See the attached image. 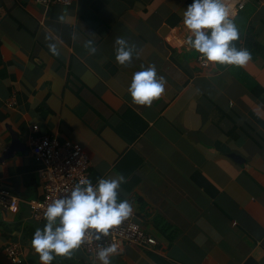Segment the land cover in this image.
Listing matches in <instances>:
<instances>
[{
    "label": "crops",
    "instance_id": "crops-1",
    "mask_svg": "<svg viewBox=\"0 0 264 264\" xmlns=\"http://www.w3.org/2000/svg\"><path fill=\"white\" fill-rule=\"evenodd\" d=\"M235 1L234 43L252 58L204 67L186 43L192 0H0V187L22 199L0 208V264H42L31 240L46 219L26 201L44 193L30 146L44 134L84 149L92 182L125 176L120 197L158 244L125 245L112 264H264V5ZM117 37L135 45L125 65ZM149 64L165 91L140 105L128 86ZM14 135L23 148L7 156ZM52 264L100 261L79 247Z\"/></svg>",
    "mask_w": 264,
    "mask_h": 264
},
{
    "label": "clouds",
    "instance_id": "clouds-1",
    "mask_svg": "<svg viewBox=\"0 0 264 264\" xmlns=\"http://www.w3.org/2000/svg\"><path fill=\"white\" fill-rule=\"evenodd\" d=\"M183 23L189 32L186 43L196 50L205 63L244 66L252 58L247 48L237 47L239 28L234 13L225 0H192L183 11ZM115 59L125 65L132 60L135 45L124 37H117ZM88 51H97L93 40L85 41ZM49 49L58 55L56 43ZM165 78L158 74L154 64L141 65L133 73L128 92L140 105H151L165 91ZM122 174L98 178L96 183L84 177L65 195L53 199L47 206L43 228H36L31 245L42 264H52L56 256H71L87 237L100 240L110 230L133 215V204L120 197ZM118 244L101 246L97 255L100 264H112Z\"/></svg>",
    "mask_w": 264,
    "mask_h": 264
},
{
    "label": "built area",
    "instance_id": "built-area-1",
    "mask_svg": "<svg viewBox=\"0 0 264 264\" xmlns=\"http://www.w3.org/2000/svg\"><path fill=\"white\" fill-rule=\"evenodd\" d=\"M41 2L46 6L72 4V0H41ZM225 3L233 13L244 9V2L241 1L225 0ZM258 3L264 5V0H259ZM199 60L202 66H208V63H205L201 57ZM8 105L12 106L13 102H9ZM30 146L35 160L40 165L38 174L44 193L40 199L26 202L32 218L40 220L45 218L44 212L53 199L70 192L80 179L84 177L91 179V160L84 149L69 141H61L56 135L32 136ZM21 201L20 197L0 187V208L10 212L18 211ZM112 243L118 244V252H120L125 245L151 249L158 244V241L139 222L129 217L120 225L113 227L108 235L100 240L87 237L80 247L86 254L99 260L97 253L100 247ZM6 251L13 262L20 260V252L15 247H7Z\"/></svg>",
    "mask_w": 264,
    "mask_h": 264
},
{
    "label": "water",
    "instance_id": "water-1",
    "mask_svg": "<svg viewBox=\"0 0 264 264\" xmlns=\"http://www.w3.org/2000/svg\"><path fill=\"white\" fill-rule=\"evenodd\" d=\"M17 147H19V148H20V147L23 148L22 145L20 144V142H19L17 136L14 135L13 144H12V147H11L10 151L7 153V156L10 155V153H12V151L15 150Z\"/></svg>",
    "mask_w": 264,
    "mask_h": 264
}]
</instances>
